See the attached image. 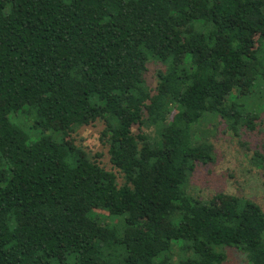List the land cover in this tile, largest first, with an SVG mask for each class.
<instances>
[{
	"label": "trees",
	"instance_id": "obj_1",
	"mask_svg": "<svg viewBox=\"0 0 264 264\" xmlns=\"http://www.w3.org/2000/svg\"><path fill=\"white\" fill-rule=\"evenodd\" d=\"M263 110L264 0H0V264H264L259 204L188 191L202 120ZM96 122L121 182L75 138Z\"/></svg>",
	"mask_w": 264,
	"mask_h": 264
},
{
	"label": "rangeland",
	"instance_id": "obj_2",
	"mask_svg": "<svg viewBox=\"0 0 264 264\" xmlns=\"http://www.w3.org/2000/svg\"><path fill=\"white\" fill-rule=\"evenodd\" d=\"M163 69V65L158 62H150L147 65L145 78L151 90L156 87L157 72ZM16 115L11 114L10 121L15 125L21 124V128L31 138H37L39 131L33 130L30 124L26 123L27 118ZM261 119L264 122V110ZM102 128V123L96 122L77 131L75 138L91 155L100 153L99 165L116 174L118 182H121V176L109 162L106 149L100 145L99 133ZM201 128L210 132L215 157L212 163L196 166L188 183L189 193L201 200H210L220 193L244 197L256 202L264 210V126H258L254 131L242 130L236 136L227 131L223 121L219 123L217 119L207 116L202 120ZM144 130L152 137L156 135L153 127H146ZM255 153L263 156L262 168L255 167ZM98 212L107 215L105 211ZM110 222L114 221L105 218L104 223ZM225 254L224 264H246L244 255L238 250L227 249Z\"/></svg>",
	"mask_w": 264,
	"mask_h": 264
}]
</instances>
